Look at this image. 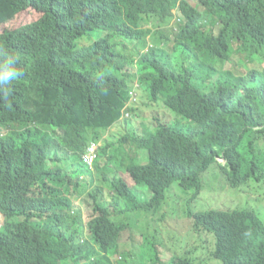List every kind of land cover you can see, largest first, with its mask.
<instances>
[{"label":"trees","instance_id":"obj_1","mask_svg":"<svg viewBox=\"0 0 264 264\" xmlns=\"http://www.w3.org/2000/svg\"><path fill=\"white\" fill-rule=\"evenodd\" d=\"M9 57L0 211L19 221L0 264H264L260 214L201 200L215 166L232 191L264 184V0H0V70ZM164 105L184 124L158 111L138 132ZM174 187L190 198L170 218ZM139 221L144 249L116 262Z\"/></svg>","mask_w":264,"mask_h":264},{"label":"rangeland","instance_id":"obj_2","mask_svg":"<svg viewBox=\"0 0 264 264\" xmlns=\"http://www.w3.org/2000/svg\"><path fill=\"white\" fill-rule=\"evenodd\" d=\"M193 5L195 6L196 4L193 2ZM175 13H177V11H175ZM164 107L166 108L165 105ZM166 110L163 107L147 106L146 111L144 113L142 114L136 113L137 116H135L134 122L138 132H141L142 130L141 123L143 121L151 122L153 118L158 115V111L160 112V115L162 119L165 121V123L184 124L182 121L176 120L174 117H170V112L167 110L169 112L167 113ZM132 149L135 151L134 148ZM94 172L97 175V177H101L102 171H97L96 169H94ZM106 175L109 181H114L117 179V176L113 173L111 169L107 170ZM83 177L84 176H81V178ZM252 183L253 184H251L249 188L244 189L243 191L240 192L232 191L228 185L227 178L220 170L219 166H215L204 177L205 190L201 198L202 203L207 202L211 206L215 205L226 210H228L227 208L229 209L231 208L232 210L249 208L259 213L260 217L264 221V184L258 185L255 182ZM38 188H41L39 184H38ZM141 191L145 194V197L150 199L153 197V193L149 188H145V187L141 188ZM87 198L82 199L81 201H76V206L81 211H83V217L85 221H88L93 216L92 202H90ZM189 198L190 196L183 197V195L180 194L179 189L177 187H174L172 193L169 196V201H167V204L165 206V213H167L169 217L172 218L174 214L177 211H179V209L183 206L182 202L186 201ZM142 219L143 218H141V220ZM18 221L19 220L17 218H14L13 220L10 221L9 217L4 216L3 213L0 211V233L6 232L9 223L16 224L18 223ZM140 221L138 223L140 227H129L121 235L120 241L118 243L119 244L118 252L111 253V258L116 262L118 261V259H120L122 253L129 249H133V252L136 254L141 253L142 249H144L141 243L135 244L131 238V236H133L136 238V240L140 242V233L142 232L143 229V226L141 225ZM85 230H84L85 232L84 239L90 238L91 235L87 232V229ZM162 251H163L164 259H169L171 257V254L168 251L164 249ZM127 261L133 263L134 258H132L129 255L127 256ZM67 262L70 264L73 263L72 261H67ZM82 264H85V262H82Z\"/></svg>","mask_w":264,"mask_h":264},{"label":"clouds","instance_id":"obj_3","mask_svg":"<svg viewBox=\"0 0 264 264\" xmlns=\"http://www.w3.org/2000/svg\"><path fill=\"white\" fill-rule=\"evenodd\" d=\"M14 58H12V57H9V58H7V60L5 61V65H4V67H3V70H0V86H4V85H6L8 82H10V81H12V80H14V79H16L19 75H20V73H19V71L17 70V69H15L14 67H12V65L14 64ZM23 78H19L18 79V82H20L21 80H22ZM93 145H96V144H92L91 146H90V148L93 146ZM97 146V145H96ZM98 147V146H97ZM89 148V149H90ZM88 149V150H89ZM88 150H87V152H88ZM98 150V149H97ZM87 152H86V154H87ZM86 156V155H85ZM85 156H84V158H85ZM98 161V154H97V160L95 161V163ZM95 163H94V165H95ZM220 163L221 164H224L225 162L224 161H220ZM93 165V166H94ZM92 166V167H93ZM90 234V233H89ZM91 235V234H90ZM92 238V236L90 237V238H86V239H91Z\"/></svg>","mask_w":264,"mask_h":264},{"label":"built area","instance_id":"obj_4","mask_svg":"<svg viewBox=\"0 0 264 264\" xmlns=\"http://www.w3.org/2000/svg\"><path fill=\"white\" fill-rule=\"evenodd\" d=\"M97 149L96 145H93L87 152L84 162L89 166L92 167L97 160Z\"/></svg>","mask_w":264,"mask_h":264}]
</instances>
